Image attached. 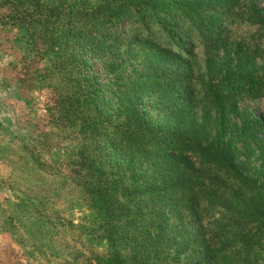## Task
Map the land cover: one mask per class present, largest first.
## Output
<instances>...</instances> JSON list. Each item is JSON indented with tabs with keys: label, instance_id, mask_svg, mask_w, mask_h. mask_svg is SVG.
I'll return each instance as SVG.
<instances>
[{
	"label": "trees",
	"instance_id": "1",
	"mask_svg": "<svg viewBox=\"0 0 264 264\" xmlns=\"http://www.w3.org/2000/svg\"><path fill=\"white\" fill-rule=\"evenodd\" d=\"M83 3L4 0L1 23L58 53L72 81L55 89L50 121L79 128V148L64 164L73 161L105 242L95 264H264V120L230 92L262 97L264 58L224 32L229 22L264 28V10L254 0ZM121 37L147 45L146 64L121 80L116 122L107 123L80 53L114 57ZM194 40L223 52L216 82L194 79ZM146 96L162 122L142 106Z\"/></svg>",
	"mask_w": 264,
	"mask_h": 264
},
{
	"label": "rangeland",
	"instance_id": "2",
	"mask_svg": "<svg viewBox=\"0 0 264 264\" xmlns=\"http://www.w3.org/2000/svg\"><path fill=\"white\" fill-rule=\"evenodd\" d=\"M3 1L0 0V264H95L96 254L105 253V242L96 228L87 189L78 183L73 161L64 164L73 160L68 157L79 148V128L58 130L55 127L60 125L50 121L55 111V89H69L72 81L61 68L58 53L43 52L42 45L33 46L35 43L27 39L25 32L1 23V16L8 11ZM64 1L73 8L88 6L83 0ZM86 1L89 5L100 2ZM254 1L264 10V0ZM241 2L251 4V0ZM226 31L230 41L259 48L257 62H261L264 28L229 22ZM141 42L140 38L121 37L114 57L88 50L80 53L85 72L100 94L107 123L116 122L119 103L115 92L121 80L135 78L144 69L148 48ZM193 44L194 79L200 83L215 76L216 82L218 68L226 61L223 52L207 50L198 40ZM207 59H211L209 74L204 70ZM230 92H234L241 109L264 120V89L258 99L246 97L244 89ZM141 104L155 122L163 121L164 112L155 98L146 96ZM200 116L198 109L197 117ZM259 136L264 140V127Z\"/></svg>",
	"mask_w": 264,
	"mask_h": 264
}]
</instances>
